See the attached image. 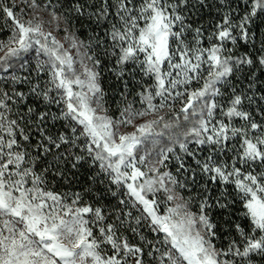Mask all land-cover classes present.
<instances>
[{
    "label": "snow or ice",
    "instance_id": "1",
    "mask_svg": "<svg viewBox=\"0 0 264 264\" xmlns=\"http://www.w3.org/2000/svg\"><path fill=\"white\" fill-rule=\"evenodd\" d=\"M0 264H264V0H0Z\"/></svg>",
    "mask_w": 264,
    "mask_h": 264
}]
</instances>
